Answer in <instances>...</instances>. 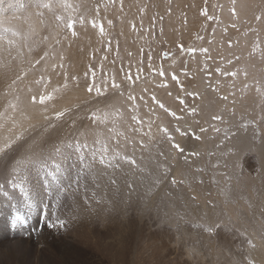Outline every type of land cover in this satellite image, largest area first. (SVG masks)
Masks as SVG:
<instances>
[{
	"label": "rangeland",
	"instance_id": "rangeland-1",
	"mask_svg": "<svg viewBox=\"0 0 264 264\" xmlns=\"http://www.w3.org/2000/svg\"><path fill=\"white\" fill-rule=\"evenodd\" d=\"M22 3L24 7L20 9L5 6L4 13L0 11L3 27L19 33L13 37L12 32L5 33L0 27L3 37L0 113H5V118L0 119V147L9 139L13 141L11 148H5V154L19 159L20 146L41 137L57 143L71 142L81 132L95 127L88 117L97 110L112 113L119 110L129 123H134L129 111L132 102L127 99L131 92L140 105V118L155 121L154 132L157 125L166 126L186 151L195 150L200 155L191 157L190 164L181 159L183 154H176L173 160L169 145L163 143L159 150L165 153L164 159L156 154L157 149L149 151L140 146V140L149 143L147 136L128 133L127 127H122L136 140L135 152L128 146L126 154L133 156L144 171L124 165L115 170L117 185L113 186L108 179L113 171L95 165V181L90 177L84 180L88 203L84 200V189L62 198L57 214L66 220L64 228H48L37 215L27 232L11 227L15 214L11 204L15 203L21 213L26 210L24 194L19 187L13 189L9 180L14 175L24 177L21 182L28 195L44 200L51 179L35 172L25 177L23 166L19 173H14L15 159L11 160L6 171L1 168L3 174L7 175L8 169L12 172L0 179L4 185L0 192V264H118L113 248L123 249L125 264H249V261L256 264L257 258H263L264 97L255 86L245 90L244 85L264 83V0H236L237 20L228 11L230 0H22ZM44 4L53 7L46 9L42 7ZM64 4L71 7L65 8ZM215 5H224V9ZM205 9L209 15L218 17V22L203 16ZM257 15L262 17L260 22L255 21ZM58 17L65 20L71 17L76 22V36ZM93 20L97 23L95 28ZM246 20L249 23L245 24ZM232 23L238 29L232 28ZM100 24L105 29L103 37L99 33ZM251 28L257 32L250 31ZM9 39L16 43L10 45ZM29 47L33 49L31 53ZM190 48L196 49L194 55L188 52ZM201 48H207L208 53H201ZM45 51L49 53L48 71L42 73L41 65L33 68L28 61ZM236 56L240 59L236 60ZM229 59L233 61L231 65L227 64ZM217 67L237 71V77L219 76ZM90 69L96 73L95 82L102 95L87 91L92 83ZM161 69L163 77L153 74ZM129 73L131 83L125 79ZM173 73L179 82L172 79ZM42 74L49 81L47 91L60 90L45 105H33L31 96L44 91L35 83ZM18 75L22 78L10 88ZM113 77L121 85L120 90L111 87ZM163 84L167 87H162ZM209 84L218 91L209 88ZM120 91L124 96H120ZM189 92L199 95L193 98L187 95ZM153 95L185 119L176 121L151 99ZM225 95L229 96L228 101L220 99ZM180 99L185 101L184 105ZM9 102L18 105L15 111L8 108ZM185 105L199 108L196 119L201 124L220 114L227 121L220 126L236 131L227 143L226 155L221 156L215 147L219 140L209 138L214 136L211 131L202 134L201 141L174 132L175 126L192 120ZM58 111L66 113L60 121L44 119L54 117ZM144 127L146 131L147 125ZM193 127L198 130L197 125ZM20 135L23 139L15 140ZM159 139L157 135L151 143ZM94 140L93 136H87L88 143ZM42 146L46 145H38L37 150ZM72 163L64 166L71 168ZM158 167H168L169 172L160 178L158 186H153ZM195 168L203 171L197 173ZM186 171L194 178L191 184L173 186L171 179L180 181ZM32 228L36 230L33 232ZM105 246L113 247L107 248V252L103 250Z\"/></svg>",
	"mask_w": 264,
	"mask_h": 264
},
{
	"label": "snow or ice",
	"instance_id": "snow-or-ice-1",
	"mask_svg": "<svg viewBox=\"0 0 264 264\" xmlns=\"http://www.w3.org/2000/svg\"><path fill=\"white\" fill-rule=\"evenodd\" d=\"M231 7H229L228 11L231 13L233 20L238 19V14L236 11V0H230ZM5 6L8 9H20L24 7L22 0H0V11L5 9ZM37 7H40L38 5ZM42 7L46 9H52L51 4H44ZM63 7L70 8V4H64ZM214 7L219 8L220 10L224 9V5H215ZM42 15V13H40ZM202 15L207 17L208 20H217L218 17L209 15L207 9L202 12ZM61 21V24L66 26L68 29L71 30L72 36H76L75 30V21L69 17L67 20L64 17H58ZM262 17L257 15L255 17L256 22H260ZM111 23V21H109ZM245 24L249 23V21H244ZM5 23L0 21V27H3ZM59 27V25L57 26ZM92 27H97L96 20L92 21ZM135 27V25H133ZM231 27L234 29H238V25L236 23H232ZM3 31L5 33L12 32V36H18L19 33L12 31L10 27H3ZM227 29H225V32ZM250 31L257 32L256 28H251ZM99 33L101 37L105 35V29L103 24L99 25ZM3 39V37H0ZM8 43L10 45L16 43L14 40L9 39ZM228 46L232 47V42H229ZM182 50L183 47L181 46ZM33 49L29 47V53H31ZM207 48H201V53H208ZM190 54H195L196 49L190 48L188 49ZM165 57L168 56V53H164ZM49 58V53L44 52L43 55H39L38 58L29 59L28 63L35 68L36 65H41L42 73H46L48 71L47 68V61ZM107 57H105L106 59ZM236 60H239L240 57L236 56ZM42 62H44L42 64ZM233 63L232 59L227 61V64L231 65ZM62 67V65H61ZM151 67V64H149ZM205 69H207V65H205ZM23 71V70H22ZM92 71V83L89 84L87 87V91L92 93L95 91L97 95H102L101 88L96 85L95 77L96 73L94 70ZM216 73L222 77H237V71H225L222 70L220 67L215 69ZM154 75H159L161 77L164 76V71L161 69L158 72L154 71ZM24 75H27V71H24ZM87 75V73L85 74ZM245 76L247 73L245 72ZM209 79L211 78V73H208ZM19 75L12 81V84L9 85L11 88L15 85L16 81L21 79ZM125 79L128 82H132L133 78L131 73L127 74ZM139 79V76L136 77ZM172 79L179 82L178 77L173 73ZM67 74H65V87H67ZM36 84L41 85L44 89L38 96L32 95L31 96V103L33 105H45L46 102L53 100L54 93L58 92L59 88H54L51 92L47 91L48 83L45 75H40L39 79L35 81ZM162 87H167L166 84L161 85ZM255 86L256 91L264 97V83L256 82L255 85L245 84L244 89H249ZM111 87L117 90L121 89V85L115 82V78H112ZM209 88H212L213 91H218V88L212 87L211 84L208 85ZM232 87H235L233 84ZM106 90V89H105ZM31 92L32 90L29 89ZM187 95L192 96L193 98L197 97L199 94L195 92H189ZM120 96H124V92L120 91ZM18 99V97H17ZM127 99L131 101V106L129 111L131 112V121L134 123H129L127 119L124 118L123 113H120L117 110L116 113L104 111L101 112L100 110L93 111L88 119L92 122L95 127L90 128L87 132H81L79 137H83V141L79 138H73L71 142H60L57 143L53 141L51 138H43L41 137L40 140H34L31 144L28 145H21L17 155L21 158L17 159L15 155L12 154H5V148H11L13 141L11 139L5 142L3 147H0V168L7 170L9 166H11V160L15 159V166L12 167V171L14 173H19L21 171V167L25 170V177L29 172H35L36 174H43L45 178L51 179V184L47 187V199L41 200L39 197H30L28 195V189L24 186L21 182L23 181L24 177L20 176H12L9 183L11 184L13 189L17 187L20 188V192L25 196V202L23 207L25 208L26 212L21 213L17 210V205L15 203L11 204V208L15 213L11 219V227L13 230L23 229L25 232L28 231L29 227L31 226V220L34 216H39V218L47 224L48 228H64L66 226V220L62 219L60 215H58V209L60 208L62 198L66 196H72L84 189L85 196L84 200L85 203H88L87 193V185L84 183L85 178L90 177L93 181L96 179V171L94 166L99 165L103 169H108L113 171V175L109 176V182L113 185H117V180L114 178L115 170L120 169L122 166L127 165L130 167L135 168L136 171L143 172L144 169L137 164L136 159L133 156L126 154V148L128 146H132L133 152H135V143L136 140L134 137L128 135L125 131H122V127H127L128 133H138L142 136H147L149 138V143L145 144L143 140H140V146L145 148L149 151H152L153 148L157 149L156 154L164 159H167L165 153L160 149V145L163 143H167L169 145V155L172 156L174 160L176 158V154H183L181 159L186 163L190 164L191 157H198L200 155L199 152L193 151H186L185 147H182L180 143L176 141L175 135L173 131H170L168 127L163 125H157L156 131H153V125L155 121L149 119L147 121L142 120L139 115L140 105L136 103V97L129 92L127 95ZM143 100V97H140ZM151 99L159 105L164 112L168 113L171 117H173L176 121H182L185 118L183 116L177 115L176 112L170 111L168 108L165 107L163 103H160L156 97L153 95ZM220 99L224 101L229 100V96H221ZM180 104L184 105L185 101L183 99L179 100ZM234 102V101H233ZM147 104V101H145ZM18 105L9 102L8 108L15 111ZM187 114L189 117L192 118L190 123H185L183 126H175L174 132L178 133L180 137H191L195 141H201L202 134H206L209 131L214 133L213 137H209L210 139L215 138L219 140V143L215 146L216 149L219 151L220 155H226L227 152L225 151L227 148V143L231 141L232 137L235 136L237 133L235 130L232 129H225L222 128L220 125L227 123L224 121L223 116L220 114H214L210 117V121H205L204 124H201L199 119L196 117L200 114L198 107L187 108ZM7 109L5 110V112ZM151 111V109H150ZM65 111H58L55 113V116H45V120H55L60 121L65 116ZM234 114V113H233ZM5 118V113H0V119ZM11 119V117H8ZM158 119V118H157ZM216 122H219L216 123ZM110 125V126H109ZM145 125H147V130L145 131ZM193 125L198 126L194 128ZM55 126V125H52ZM100 126H104L101 129ZM91 135L95 138L93 143L87 142V136ZM159 135L160 139L155 144L151 143L155 140V137ZM256 135H259V130H256ZM23 139V136H16L15 140L20 141ZM38 145H46L39 147L37 150ZM215 153H209V155H213ZM73 161L72 167L68 168L64 165L69 162ZM79 165V166H77ZM226 166V165H225ZM195 172L199 173L202 172V168H195ZM169 172L168 167H163L160 169L158 167L157 175L153 178L152 184L153 186H158L161 182V177L167 176ZM182 179L177 181L176 178L171 179V184L173 186L180 184H191L192 180L194 179L190 172L186 171L182 173ZM239 179V176H237ZM16 181V182H13ZM202 183V181H200ZM130 191L132 190V184L129 182L128 184ZM4 189V185L0 183V192ZM149 192H151V188H149ZM7 195V193H5ZM93 199L96 198V194L92 193ZM193 200L196 199L195 196L192 197ZM48 200H52L53 202L50 204ZM99 202V201H97ZM51 212V216H50ZM35 228H32L31 231H35ZM251 243V242H249ZM255 247V245H252ZM249 264L251 262L249 261Z\"/></svg>",
	"mask_w": 264,
	"mask_h": 264
},
{
	"label": "bare ground",
	"instance_id": "bare-ground-1",
	"mask_svg": "<svg viewBox=\"0 0 264 264\" xmlns=\"http://www.w3.org/2000/svg\"><path fill=\"white\" fill-rule=\"evenodd\" d=\"M27 7H28V6H27ZM3 11H4V10H3ZM3 11H2V12H3ZM3 13H4V12H3ZM32 15H33V14H32ZM23 16H24V15H23ZM2 19H3V18H2ZM2 19H1V20H2ZM17 19H18V18H17ZM27 20H28V19H27ZM30 20H31V19H30ZM24 24H25V23H24ZM23 26H24V25H23ZM40 27H41V25H40ZM32 29H33V28H32ZM41 29H42V28H41ZM30 33H31V32H30ZM33 34H34V33H33ZM37 34H38V33H37ZM40 38H41V37H40ZM41 40H42V39H41ZM34 41H35V40H34ZM37 42H38V39H37ZM17 46H18V45H17ZM34 48H35V47H34ZM43 48H44V47H43ZM13 52H15V51H13ZM6 53H7V51H6ZM9 53H10V52H9ZM6 55H7V54H6ZM11 59H12V58H11ZM12 60H13V59H12ZM12 60H11V61H12ZM10 63H11V62H10ZM10 67H12V66H10ZM14 67H15V66H14ZM15 71H16V70H15ZM7 72H8V71H7ZM5 74H6V73H5ZM3 79H4V78H3ZM0 104H1V103H0ZM0 106H1V105H0ZM0 112H1V110H0ZM36 117H37V116H36ZM10 120H11V119H10ZM42 120H44V119H42ZM8 154H9V153H8ZM14 166H15V165H14ZM14 166H13V167H14ZM11 172H12V171H11L10 169H8V171L6 172L7 175H6V174H3L2 171H1V168H0V173H1V175H0V179H3V178H5V177H7V176H10ZM119 180H120V179H119ZM23 181H24V180H23ZM31 182H32V181H31ZM121 183H122V182H121ZM124 184H125V183H124ZM31 186H32V185H31ZM94 186H95V185H94ZM95 189H96V188H95ZM33 191H34V190H33ZM97 191H98V190H97ZM101 193H102V190H101ZM101 193H100V194H101ZM103 193H104V192H103ZM9 196H10V195H9ZM99 210H100V209H99ZM77 216L81 218V213H78ZM89 220H91V219H89ZM100 233H102V232H100ZM105 234H106V233H105ZM103 237H104V236H103ZM109 246H110V245H109ZM99 247H100V246H99ZM112 247H113V246H112ZM112 247H109V248H108V247L105 246V247L103 248V250L105 251V249H106L107 252H108V249L111 250ZM97 248H98V247H97ZM97 248H96V249H97ZM100 248H101V247H100ZM107 248H108V249H107ZM103 250H101V251H103ZM113 250H116V254H114V256L116 255V257H117V258L115 257V258H116V263H118V264H119V263H124V260H126L127 257L124 256V252L122 251L123 249L121 250V249H119V248H116V249L113 248ZM111 253H112V252H111ZM103 254H104V253H103ZM105 254H107V253H105ZM108 254H109V253H108ZM125 255H126V254H125ZM105 256H106V255H105ZM109 256H110V254H109ZM110 257L112 258V256H110ZM110 257H109V258H110ZM125 257H126V258H125ZM112 259H114V257H113ZM254 259H255V258H254ZM263 259H264V257H263V258L261 257L260 259L257 258L256 264H264V260H263ZM109 261H112V260L110 259ZM126 261H127V260H126ZM126 261H125V262H126ZM136 261H137V260H136ZM124 264H125V263H124Z\"/></svg>",
	"mask_w": 264,
	"mask_h": 264
}]
</instances>
